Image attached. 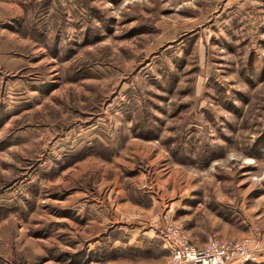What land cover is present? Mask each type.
<instances>
[{
	"label": "rangeland",
	"instance_id": "rangeland-1",
	"mask_svg": "<svg viewBox=\"0 0 264 264\" xmlns=\"http://www.w3.org/2000/svg\"><path fill=\"white\" fill-rule=\"evenodd\" d=\"M264 264V0H0V264Z\"/></svg>",
	"mask_w": 264,
	"mask_h": 264
},
{
	"label": "built area",
	"instance_id": "built-area-1",
	"mask_svg": "<svg viewBox=\"0 0 264 264\" xmlns=\"http://www.w3.org/2000/svg\"><path fill=\"white\" fill-rule=\"evenodd\" d=\"M154 228L169 252L163 264H248L256 258L257 244L248 237L209 238L199 248L168 215H163Z\"/></svg>",
	"mask_w": 264,
	"mask_h": 264
}]
</instances>
